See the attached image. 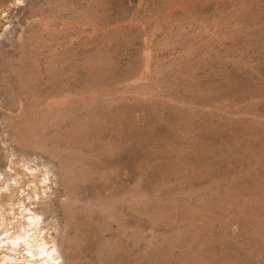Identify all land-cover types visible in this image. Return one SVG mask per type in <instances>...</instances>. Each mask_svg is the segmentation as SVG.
I'll list each match as a JSON object with an SVG mask.
<instances>
[{"label": "rangeland", "instance_id": "rangeland-1", "mask_svg": "<svg viewBox=\"0 0 264 264\" xmlns=\"http://www.w3.org/2000/svg\"><path fill=\"white\" fill-rule=\"evenodd\" d=\"M0 264H264V0H0Z\"/></svg>", "mask_w": 264, "mask_h": 264}]
</instances>
